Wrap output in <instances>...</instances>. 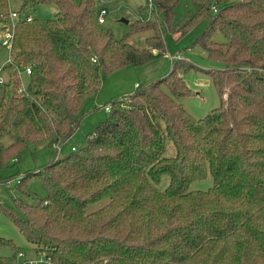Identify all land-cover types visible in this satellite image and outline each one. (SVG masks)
<instances>
[{"label": "trees", "instance_id": "trees-1", "mask_svg": "<svg viewBox=\"0 0 264 264\" xmlns=\"http://www.w3.org/2000/svg\"><path fill=\"white\" fill-rule=\"evenodd\" d=\"M18 1L15 11L0 0V27L15 24L1 68L0 170L29 144L58 151L80 127L100 74L165 55V33L179 40L205 21L195 43L221 65L205 70L222 99L206 117L181 102L191 94L183 72L192 63L177 54L168 76L110 104L87 149L18 177L23 197L0 212L36 253L58 264H264V0H192L195 14L175 28L178 0H154L167 18L131 28L152 31L144 48L106 30L96 0ZM40 5L58 11L42 21L30 14ZM209 175V190L191 188ZM14 248L0 264L16 263Z\"/></svg>", "mask_w": 264, "mask_h": 264}, {"label": "rangeland", "instance_id": "rangeland-1", "mask_svg": "<svg viewBox=\"0 0 264 264\" xmlns=\"http://www.w3.org/2000/svg\"><path fill=\"white\" fill-rule=\"evenodd\" d=\"M175 2L176 0H170ZM99 8H105L107 14L105 23L102 25L106 30L112 31L114 36L120 40L133 44L138 48L147 46L146 40L152 35L151 30L140 32H131L132 25L135 22H145L149 20L164 21L167 16L164 11H158L157 4L154 2L153 10L146 6L144 0H96ZM11 7L18 11L21 8V2L11 0ZM58 11L55 5H40L30 14L32 17L39 18L42 21L53 18ZM195 6L192 0H178L173 7L172 27L180 26L186 19L193 17ZM123 19L127 20L125 23ZM206 28V22L203 21L191 28L189 32L179 40H174L170 33H165L166 54L153 61L137 67H127L116 71L110 75L100 74L102 79L101 87L96 96L89 100L85 106V115L81 121L80 127L71 136V138L60 145V151L50 149L44 145H31L25 148L18 159V162L10 167L0 170V177L5 181L0 182V204L9 208H16V199L23 195L17 188V179L30 171L46 166L51 161L63 158L67 154H72L73 147L77 149H87V141L94 128L101 122L108 119L110 114L105 111L106 105L113 101L120 100L130 96L140 89L148 87L159 79L168 76L173 67V60L177 54H181L182 60L186 59L192 65L185 72L183 77L191 89V94L182 99L186 110L195 118H204L212 110L221 105V96L213 79L205 73L207 69H221V65L208 58L205 50L198 44L196 39L200 37ZM3 26L0 27V39L2 38ZM217 41H224V36L217 33ZM191 47V49H190ZM192 52H191V51ZM10 50L6 47L0 48V68H4L9 63ZM1 69L0 76H5ZM26 81L24 80V84ZM26 85V84H25ZM167 156L173 157L176 154L174 145L169 142L167 146ZM10 179V180H9ZM169 183L168 177H165L161 186ZM214 184L212 175L204 180L193 182L192 189L199 191L209 190ZM0 238L12 241L13 245H1L0 256L11 257L14 255V247L19 248L22 256L19 260L36 257L35 246L28 241L25 234L20 232L18 227L6 215L0 212ZM19 252V253H20Z\"/></svg>", "mask_w": 264, "mask_h": 264}, {"label": "built area", "instance_id": "built-area-1", "mask_svg": "<svg viewBox=\"0 0 264 264\" xmlns=\"http://www.w3.org/2000/svg\"><path fill=\"white\" fill-rule=\"evenodd\" d=\"M146 2V6L147 8H149L150 10H153L154 8V0H144ZM107 14V10L105 8H102L99 12V22L101 24H104L105 21V16ZM17 14L16 12H11V18L14 20L15 18H17ZM28 21L32 20V17L29 16L27 18ZM14 30H15V24L12 23V25L5 27V29H3L2 31V38L0 39V42L2 44V46L8 48L9 50L12 47V42H13V38H14ZM176 58H180V56L176 57ZM95 61V59H93ZM27 72V74L31 73L30 69H26L25 70ZM0 72H1V68H0ZM4 78L3 76H0V82H3ZM138 87V85H136ZM22 89H26V85L23 84ZM106 111H111L110 105L105 107ZM60 146L58 147V151H60ZM23 253H19L18 257H17V261L15 264H58L56 263L51 256L47 255L46 252L44 251H39L37 252L36 257L33 258H27L23 261L19 260L20 256H22Z\"/></svg>", "mask_w": 264, "mask_h": 264}, {"label": "water", "instance_id": "water-1", "mask_svg": "<svg viewBox=\"0 0 264 264\" xmlns=\"http://www.w3.org/2000/svg\"><path fill=\"white\" fill-rule=\"evenodd\" d=\"M123 21H124L125 23H128V21H127V20H125V19H123Z\"/></svg>", "mask_w": 264, "mask_h": 264}]
</instances>
